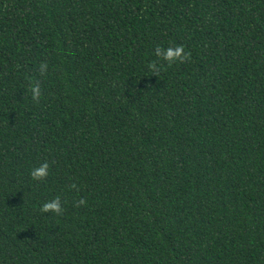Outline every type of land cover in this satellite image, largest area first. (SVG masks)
Masks as SVG:
<instances>
[{"label": "trees", "instance_id": "trees-1", "mask_svg": "<svg viewBox=\"0 0 264 264\" xmlns=\"http://www.w3.org/2000/svg\"><path fill=\"white\" fill-rule=\"evenodd\" d=\"M0 264H264V0H0Z\"/></svg>", "mask_w": 264, "mask_h": 264}, {"label": "clouds", "instance_id": "clouds-1", "mask_svg": "<svg viewBox=\"0 0 264 264\" xmlns=\"http://www.w3.org/2000/svg\"><path fill=\"white\" fill-rule=\"evenodd\" d=\"M154 56L155 60L147 66L148 71L152 72L154 75L158 74L160 67L163 65L170 66L176 63H184L190 59V53L185 50L183 45H170L167 47L157 46L154 51ZM47 67L46 63L40 64V73L43 74ZM29 91L33 102H36L41 98L42 91L39 84L32 82ZM49 174L50 165L47 161H44L39 163L38 166H34L30 169L29 177L32 181L39 182L44 181ZM79 204H84V201L80 200ZM39 211L42 214L51 213L55 216H60L64 211L61 197L57 195L51 199L43 201L39 207Z\"/></svg>", "mask_w": 264, "mask_h": 264}]
</instances>
